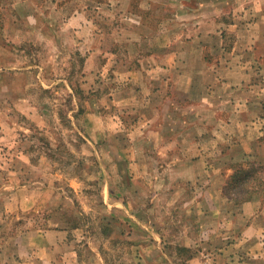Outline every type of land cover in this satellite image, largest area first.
Instances as JSON below:
<instances>
[{
	"label": "rangeland",
	"instance_id": "obj_1",
	"mask_svg": "<svg viewBox=\"0 0 264 264\" xmlns=\"http://www.w3.org/2000/svg\"><path fill=\"white\" fill-rule=\"evenodd\" d=\"M42 1L47 5L50 0ZM261 1L84 0L88 5L87 12L90 19L87 30L89 34L93 33L95 35L91 46L105 51L108 50L106 60L112 65L115 64L114 62L118 58L125 63L124 65L129 66L128 69L130 70L136 68V64H142L143 68H140L142 72L146 70L147 66L156 67L154 69H157V72L153 73V80L155 82L162 81V86L165 82L167 84L169 80V78H165L166 74L164 73V68L169 66V61L175 65V60L177 63L179 62L180 52L185 53L186 50H193L192 40L194 39L193 36L196 35L197 22L205 19H217L221 24L219 34H221L222 43L219 41V48L221 47L225 51H233L236 47L243 49L244 45L237 46L239 34L244 32L243 36H245V31L259 21V17L253 14L250 15V11L256 10L255 7L259 6ZM62 3H64L61 4L62 6L66 4V2ZM256 3L258 5H255ZM65 13L69 12L66 11ZM46 15L47 12L44 9L43 18ZM55 15L59 16L58 13H55ZM2 16L1 13L0 20ZM45 21L46 19H44ZM139 21L141 22L139 23ZM23 27H18L16 31V35L21 38L20 40L16 39L17 37L15 36V38L14 35L10 38L14 53H18L14 50V46L21 47L27 55L28 61L43 59L46 62L48 55L52 54L51 50L54 54L56 52L59 55V71L49 74L47 79L61 78L68 81L72 90L65 87L41 89L37 86L34 90H29L30 92L27 94L31 102L28 106L21 102H17V104L12 102V104L0 106L3 109L2 111H5L13 120L10 122V129L13 133L12 136L8 137L4 132H8L7 127H10V124H7L9 122L0 117V163L9 158L14 161L19 159L18 153L16 154L14 151L7 152L9 146L13 149L16 147L24 148L31 156L32 161L42 162L43 170H39V168L38 170L30 169L29 173L33 171L36 174L40 171L43 173L42 177L45 180H51L54 183L53 188V184L47 182L49 184V187H46L47 198L51 200L48 207H59L71 226L86 228V233L78 232V238L81 240L79 247L80 263L139 264L141 260L142 264H148V258L152 262H157L158 259L163 257V253H167L173 258L174 264H216L217 255H224L221 252V250H224V246L230 245L231 240L236 236L235 233H238L239 229L254 219V217L252 219L247 218L243 209L244 204L258 199L261 202V204L258 203V207L259 205L262 209L264 207V135L258 141L251 143L250 147L253 151L247 152L246 157L243 159H229L228 153H231L229 144L234 140L243 146L244 143H247L244 136L235 137L234 140L229 138L227 144H225L227 140L224 141V145L218 146L224 148L220 157L216 152L207 154L209 157L212 156L207 160L208 162H212V165L215 166H217V163L219 165V168L215 171L207 169V174L212 176L215 173L216 179L213 182L209 179L210 183L206 184H200L195 179L189 181L193 189L196 187L194 189L196 195L204 194L203 196H205L206 194L208 201L202 203L205 206L201 208L208 214L212 213V216L208 214V216L205 214V216H201L202 226H204L202 234L195 231L187 233V247L184 248L177 246L173 249L166 248L162 244L161 249H151L149 255L145 249H133V234L130 225L119 226V220L114 217L111 218L110 215L106 222L101 221L102 216L100 214H110L111 211L110 206L101 204L99 199L102 198V195L100 193L102 194L104 185H106L105 182L108 181L109 184L107 185L110 186L112 193L117 197H121L117 200L113 198V202L110 201V203H114V201L121 204L129 202L130 207L134 200H137L134 205L140 202L139 212L142 217V224H145L144 220L155 222L157 220L156 216H163L164 211L157 215V210L164 208V203L157 201V196L169 191L171 185L166 183L165 180H170L179 175L195 176L200 172L199 164L196 163L199 158L196 157L198 155L195 152L189 155L196 164L194 163L195 165L192 168L182 174L178 170H168L171 168H164L163 164L175 160V156L179 154H169L171 159L163 157L164 155L159 152L148 154L146 148H151V145L148 144L149 138L146 137V134H139L147 132L149 128H154L156 123L159 128L179 130V132L186 130L189 134L188 142H191L189 146L195 148L199 144L200 148L206 145L205 148L211 149L209 137L194 138V135L198 133V130L195 129L196 125L200 124V121L196 119L201 117V113L205 112L203 106L194 97L197 92H202V82L197 78L194 82V89L186 94L182 92L186 81L183 84L180 83L178 89L179 80L177 84L171 81L173 82L169 86L171 90L168 91L169 89H167L166 93L163 92L164 94L159 97L156 96L157 98L152 101L148 91L135 90V86H133V82L136 81V84H139L142 79L136 78L132 82L129 75L122 74L116 81L117 74L113 73L114 70H110V66L106 68V72L104 70L99 72L100 66L98 64L92 68L91 74L85 75L87 79L81 77L86 59L81 54H77L78 49L75 45L77 35L73 31L66 30L62 22L57 25H46L47 30L60 33L59 42L46 40L37 42L35 29L31 26ZM37 32L39 33V30ZM98 36H101V39ZM132 43L140 49V53L135 59H131L130 48ZM236 52L240 55L237 49ZM245 53L247 52L245 51ZM69 57L71 59L69 65H67ZM213 58L214 63L219 64L222 56ZM19 59L21 63L27 60L25 57H19ZM236 59H234L235 63ZM148 60L152 61L147 64ZM246 61H248L247 58L241 59L239 65H244ZM260 61L264 62V59ZM188 63L194 64L195 58ZM256 69V73L252 74L253 81L254 79L256 81L253 82V85L256 86L255 90L257 92L262 93L264 92V82L260 83V81H264V73L260 72V65ZM196 75L200 76V74ZM19 80L24 84L27 80L30 83L37 81L38 78L33 74L30 77H20ZM45 83L47 82L45 81ZM83 85L86 89L82 88ZM85 85L89 87L87 88ZM219 85L215 84V86ZM163 87L167 88V85ZM157 88L161 89V86ZM157 88L155 90L156 94L158 92ZM135 91L136 93L139 91L137 95ZM16 92L21 91L17 89ZM111 92H115L114 95L107 96ZM253 93V95L259 96L256 92ZM123 95H127L129 98L125 101L121 99ZM236 98L238 101L239 98ZM40 100H44L45 103H39ZM113 100L116 103L112 104ZM90 104L91 110L99 113L95 114L97 118L93 117L89 122L91 129L96 132L101 129L105 131V128L106 130L116 129L119 132L122 131L117 137H112L109 131H105V135L101 137L97 134L88 137L87 122L83 121L82 115L84 108ZM236 104L237 107H232L237 108L238 113L241 109L239 102H236ZM257 107L260 108V106H252L256 115L260 112ZM35 112L42 113L46 117L43 122L29 118ZM261 116L264 119L263 112ZM262 119H255L252 125L257 130H255L256 132L259 130V133L262 134L263 132L264 134V120ZM238 124L239 122L236 121L233 124L231 122L230 125H235L238 128ZM240 126H243V124H240ZM244 135L247 136V133ZM86 137L91 139L90 142L87 141ZM172 139L178 140L179 135L172 136ZM152 140L155 143H162V140H157L158 142ZM236 143L234 144L236 145ZM140 145L144 146V150ZM124 148L130 150L127 157H122L119 154V150ZM203 154L200 153L199 157ZM130 164L136 167L133 174H130L127 169ZM3 172L5 170L0 169V173L3 174ZM73 176L85 177L90 183L82 187L80 194L75 193L69 186L68 179ZM133 189L137 190L136 193L139 196L131 193ZM187 191L188 194L191 193L190 189H187ZM217 194H219V200H216ZM134 196L139 200L132 199ZM161 200L163 201V199ZM51 203H54V205L51 206ZM169 204L171 203L168 202L165 206ZM155 205H157L156 209ZM122 206L117 207L123 209L125 206ZM154 209L155 211H153ZM171 209L172 212L181 210L178 209V206L171 207ZM129 210H131V207ZM150 210L151 213H149ZM76 212L81 215L74 216L73 214ZM146 214H148V217ZM34 218L31 219L32 223ZM183 219L188 229H197L192 227L195 224L199 226L194 217H183ZM256 219L264 222V215ZM16 223V220L12 218L11 225L8 226L6 232H1V237L16 235ZM22 224L24 226V220H22ZM22 228L24 229V227ZM206 229H212V231ZM170 230L168 232L169 238L176 240L178 237L177 230L175 228ZM150 235L152 234L140 231L137 237L153 241L154 238ZM158 235L160 236V234ZM160 239H163V237L161 236ZM212 244V247L218 249H211L209 245ZM226 249L230 252L237 250L236 247L233 250L231 248ZM252 252H255L253 256H251ZM260 253H264V249L262 251L247 249L246 251L234 252L232 256L235 259L238 258L237 264H264V261H259L258 256H260ZM262 256L264 255L262 254ZM152 262L150 264H154Z\"/></svg>",
	"mask_w": 264,
	"mask_h": 264
},
{
	"label": "crops",
	"instance_id": "obj_2",
	"mask_svg": "<svg viewBox=\"0 0 264 264\" xmlns=\"http://www.w3.org/2000/svg\"><path fill=\"white\" fill-rule=\"evenodd\" d=\"M62 2H66V4L62 6L61 4H64ZM255 5L258 4L256 3ZM249 7L251 6L249 5ZM44 9L45 12H47L45 18H43ZM87 9L88 5L84 0H50L47 2V5L44 4L42 0H0V12L3 15L0 20V106L12 104V102L15 104L21 102L28 106L31 102L27 94L30 92L29 90H34L37 86L41 89H51L53 87L71 89V85L68 81L61 78L55 80L47 79L49 74L59 71V55H57L56 52L54 54L51 50L52 54L48 55V60H46V62H44L43 59L28 61L27 55H25L21 47L14 46V50L18 51V53H14L10 38L14 35V37H17H15L16 39L20 40L21 38H19V35H16V31L18 27L23 26H31L35 29L37 42H42L43 40L59 42L61 37L60 33L47 30L46 25H57L62 22L66 30L73 31V33L77 35L75 39V45L78 49L77 54H81L82 57L86 59L85 66L81 71V77L87 79L85 75L88 73L91 74L92 68L98 64L100 66L99 72L103 70L106 72V68L110 66V70H114L113 73L117 74V78H115L116 81L122 74L129 75L132 82L135 81L136 78L142 79V82L139 84H136V81L133 82V86H135V90L142 89V92L148 91L152 101L157 98L156 96L159 97L161 94L166 93L167 89L170 91L171 87L169 88V86H171L173 82L177 84L178 80L177 89L180 83L183 84V82L186 81L182 88V92L187 94L194 89V82L199 78L202 82V92H197V94L193 96L195 100L203 106L205 112L201 113V117L196 119L200 121V124L196 125L195 129L196 131L198 130V133L194 135V138L199 139L201 136L209 137L212 146L211 149L205 148L206 145L200 148L199 144L195 148L189 146L191 142H188L189 134L186 130L179 132V130L159 128L156 126V123L155 125L152 124L154 128H149L147 132L140 134L138 132V134H146V137L149 138L148 144L151 145V148H146L148 154L159 152L164 155L163 157H169V159H171L169 154H179L175 156L176 159L173 161L164 162L165 164L161 162L164 168H171L168 170H178L179 173L182 174L198 163L200 172L193 177L179 175L170 180H165L171 187L168 192L157 196V201L164 203V208L162 210L161 208L157 210V215L164 211L163 216H156L154 214L157 220H155V222L147 221L148 224L146 220H144L146 225L142 224V217L139 212L140 202L134 205L137 200H134L133 204L130 205L131 210H129V202H124L125 205L117 201L110 203V201L113 202L114 199L117 200V198L121 197H117L112 193L110 186L107 185L109 184L108 181H106L107 183L105 182L106 185H104L103 192L102 194L100 193L102 198L99 199L104 206H110L111 211L110 214H100L102 216V222H106L110 215L111 218L114 217L119 220V226L130 225L131 233L133 237H136H132L133 249H145L148 251L147 254L149 255L151 249H161L162 244L163 246L165 245L166 248L172 249L175 246L180 248L187 247L186 234L194 231L202 234L204 226H202L201 216L208 214L201 208L205 206L202 205V203L204 204L205 201H208L206 194L205 196H203L204 194L196 195V193H194L196 187L193 189L189 181L195 179V181L200 184H206L210 183L209 179H211V182H213L216 179L215 173L210 176L207 174V169L209 168L215 171L219 168L217 162H215L217 163V166H215L212 165V162L207 161L212 157H209L207 154L216 152L220 157L224 148H220L221 146L218 147L219 145H224V141L226 140L227 142L225 144H227L229 138L233 139L235 137L240 138L244 136L247 143H244L243 146L233 139V144H229L231 147L229 151L231 153H228L229 159H243L246 157L247 152L253 151L250 147L251 143H253V141H258L264 135L263 132L262 134L259 133V130L256 132L257 130L252 125L255 119L260 118L261 120V113H264V92L261 93L255 90L256 86L253 85V82L256 81L255 79L253 81L252 77V74L256 73L258 65L261 66L260 72L264 73V62L260 61L264 59V0L261 1L259 6L255 7L256 10L250 11V15L253 14L259 17V21L251 25L249 30L245 31V36H243L244 32L239 34L237 46L244 45L243 49L236 47L233 51H225V49L219 48V41L222 43V39H220L221 34H219L221 32V24H219L217 19H205L201 22H197V28L195 29V31H197L196 33L194 32L196 35L193 36L194 39L192 40L193 50H186L185 53L180 52L179 62L177 63L175 60L174 65L169 61V66L166 67L167 69L164 68V73L166 74L165 78H169V80L167 84L165 82L163 86L167 85V88L162 86V81L155 82L153 80V73L157 72V69H154L156 67L147 66L146 70L142 72L140 71L142 70L140 68H143L142 64H136L137 67L131 68L130 70L128 69L129 66L124 65L125 63L118 58L114 62L115 64L112 65V63L106 60L108 50L105 51L101 48H93L91 43L95 35L93 33L89 34L87 30L90 24ZM66 11L69 13L66 14ZM55 13H58L59 16L55 15ZM44 19H46L45 22ZM140 22L141 21H139V23ZM38 30L39 33L37 32ZM98 37L101 39V36ZM236 49L240 52V55H238ZM130 51L131 59H135L140 53V49L136 48L134 43L131 44ZM245 51L247 53H245ZM220 55L222 56L219 61L220 63H214L213 57L218 58ZM32 56L35 57L34 55ZM19 57H25L27 60L21 63ZM236 57H238V59H236ZM194 58V64L188 63L192 62ZM243 58H247L248 61H246L244 65H239L240 60ZM70 59L69 57L67 65H69ZM234 59H236V63ZM150 61L152 60H148L147 64L150 63ZM185 73L187 74L184 75ZM193 73H195V75H193ZM33 74L38 78L35 82L29 83V80H27L22 84V81L19 80L20 77H30ZM196 74H200V76L198 77ZM45 81L47 83H45ZM261 82L264 81L261 80L260 83ZM215 84L220 85L215 86ZM160 86L161 89L157 88ZM85 87L88 88L89 86L85 85ZM82 88L86 89L84 85ZM156 88L158 89L157 94L155 91ZM17 89L21 92H16ZM138 92L136 93L135 91V94L137 95ZM253 92H256L259 96L253 95ZM113 93L115 92H111L107 96L111 97V95H114ZM236 97L239 98L238 101ZM128 98L127 95H123L121 99L126 101ZM236 102H239V107L241 109L240 111L238 110V113L236 111L237 108L235 109L232 107H237ZM33 103L37 104L34 101ZM39 103L44 104L45 102L44 100H40ZM114 103H116L115 100H113L112 104ZM252 106H260V108L257 107L260 111L258 115L253 111ZM91 108V104L89 106L87 105L82 115L83 121L87 122L86 131L87 135H89L88 137L95 136L96 134L101 137L108 131L111 133L112 137H117L119 133L122 132L116 129L106 130V128V132L103 131V129L98 130V132L93 131L89 122H91L93 117L97 118L96 115L98 112H93ZM2 110L3 109L0 108V117L9 122L7 124H10V127H7L8 132H4V134H7L9 137L12 136L13 133L10 129L12 118ZM29 118L38 122H43L46 117L43 116L42 113L35 112L34 115H30ZM236 121L239 122L237 125L238 128L235 125H230L231 122L233 124ZM240 124H243V126H240ZM86 131L84 132L86 133ZM246 133L247 136L244 135ZM174 135H179V139L173 140L172 136ZM88 137H86V139L90 142L91 139ZM152 139L156 142H158L157 140H162V143H155ZM234 143H236V145ZM140 146L142 150H144V146ZM139 150L142 151L141 149ZM12 151L19 154V159L14 161L12 158H9L0 163V169L5 170L3 174L0 173V264H81L79 257L81 240L78 238V232L86 233V228L71 226L59 207L54 208L52 206L54 203H51V208L48 207V203H50L51 200L47 198L46 187H49L47 182L52 183L53 188L54 183L51 182V180H45L44 177H42L43 173L40 171L36 172V174L33 173V171L29 173L30 169L38 170L39 168V170H43L42 162L32 161L31 156L24 148L21 149L16 147L13 149L9 146L7 152L11 153ZM129 152L130 150L127 148L119 150V154L122 157H127ZM194 152L198 155L196 157L199 158L196 163L193 162L194 159L189 156ZM200 153H204L205 155L203 154L199 157ZM135 168L136 167L131 164L127 166L130 174H133ZM154 168H156V166H154ZM68 181L69 186H71L73 191L77 194H80L83 186L90 184L85 177L80 176L70 177ZM187 189L191 190L190 194H188ZM136 192L137 190L135 189L131 191L133 195L139 196ZM136 196L132 197V199H138ZM161 199H163V201ZM216 200H219V194L216 195ZM168 202L171 204L165 206ZM258 203L261 204L260 200L254 199L244 204L243 209L245 215H247V218L252 219L254 217V219L252 222H249L243 228L239 229L238 233H235L236 236L233 237L230 245L224 246V250H221L224 255H217L216 264H237L238 258L235 259V257L232 256L234 252L246 251L247 249L252 251L258 249L262 251L264 249V222L256 219L264 215V207L263 209L260 205L258 207ZM189 205L191 206L189 207ZM117 206L125 207L121 209ZM156 206L157 205H155V209ZM175 206H178V209L180 208L181 210L172 212L171 207ZM155 209L153 211H155ZM149 213H151V210ZM73 215L80 216L81 214L76 212ZM208 215L212 216V213ZM146 216L148 217V214H146ZM189 216L191 218H196L198 221L199 226H197L198 224L192 226L197 229H188L185 222H183V217L186 218ZM33 217L35 218L32 223L31 219ZM12 218L17 222V228L15 229L16 235L1 237V232H6L8 226L11 225ZM22 220H24V226H22ZM22 227H24V229ZM171 228L177 230L178 237L176 240H172L168 236V232L171 231ZM206 230L212 231V229ZM140 231L152 234L150 236L154 238L153 241L138 238L137 234H139ZM158 234H160V236ZM161 236L163 239H160ZM213 242L214 240L212 243ZM212 246L213 244L209 245L211 249L217 248ZM234 247L237 248L234 252L227 251L228 249H226L231 248L233 250ZM254 253L252 252L251 256H253ZM262 254L264 255V253H260V256H258L259 261H264V256H262ZM148 260V264H150L152 261L149 258ZM158 260L160 262L154 261L152 263L174 264L173 258L167 253H163V257ZM140 261L139 264H142Z\"/></svg>",
	"mask_w": 264,
	"mask_h": 264
}]
</instances>
